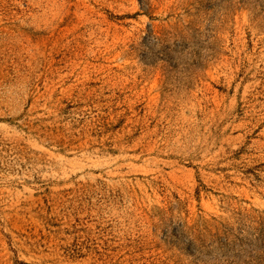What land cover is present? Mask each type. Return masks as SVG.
Returning <instances> with one entry per match:
<instances>
[{
  "label": "rangeland",
  "instance_id": "obj_1",
  "mask_svg": "<svg viewBox=\"0 0 264 264\" xmlns=\"http://www.w3.org/2000/svg\"><path fill=\"white\" fill-rule=\"evenodd\" d=\"M0 264H264V0H0Z\"/></svg>",
  "mask_w": 264,
  "mask_h": 264
}]
</instances>
